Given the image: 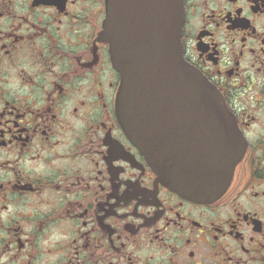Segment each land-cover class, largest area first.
I'll return each mask as SVG.
<instances>
[{
  "label": "flooded vegetation",
  "instance_id": "obj_1",
  "mask_svg": "<svg viewBox=\"0 0 264 264\" xmlns=\"http://www.w3.org/2000/svg\"><path fill=\"white\" fill-rule=\"evenodd\" d=\"M106 0H0V264H264V0H185V59L246 143L212 203L122 129Z\"/></svg>",
  "mask_w": 264,
  "mask_h": 264
},
{
  "label": "water",
  "instance_id": "obj_2",
  "mask_svg": "<svg viewBox=\"0 0 264 264\" xmlns=\"http://www.w3.org/2000/svg\"><path fill=\"white\" fill-rule=\"evenodd\" d=\"M185 0H106L101 39L120 75L116 112L158 180L219 199L246 144L222 95L184 57Z\"/></svg>",
  "mask_w": 264,
  "mask_h": 264
}]
</instances>
